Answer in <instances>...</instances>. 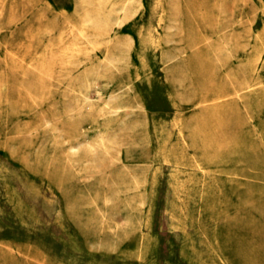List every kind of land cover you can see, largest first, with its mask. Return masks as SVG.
Segmentation results:
<instances>
[{"label":"rangeland","instance_id":"374dc122","mask_svg":"<svg viewBox=\"0 0 264 264\" xmlns=\"http://www.w3.org/2000/svg\"><path fill=\"white\" fill-rule=\"evenodd\" d=\"M94 1L0 0V264H264V0Z\"/></svg>","mask_w":264,"mask_h":264},{"label":"bare ground","instance_id":"6f19581e","mask_svg":"<svg viewBox=\"0 0 264 264\" xmlns=\"http://www.w3.org/2000/svg\"><path fill=\"white\" fill-rule=\"evenodd\" d=\"M107 0H104L103 2L100 0H96L93 3V15L95 20L97 21V23L102 22L103 23H108L109 19H106L105 17L102 16V11L105 7V2ZM109 1V0H108ZM165 1V0H164ZM167 3L169 4V7L171 8L172 12H174L175 14H177L179 12V7H180V0H167ZM167 6L166 2L163 3V7ZM129 11V9L124 8L123 13L127 14ZM113 12L111 11L107 17L112 16L113 18H115V21L118 22L117 20H119L120 18V13H117L116 15H112ZM108 20V22H105L106 20ZM228 54V53H227ZM112 65V64H111ZM87 100V99H86ZM118 155V154H117ZM129 194V193H128Z\"/></svg>","mask_w":264,"mask_h":264}]
</instances>
